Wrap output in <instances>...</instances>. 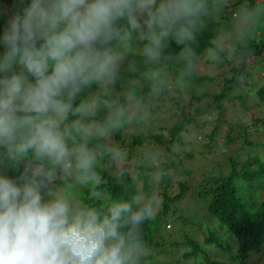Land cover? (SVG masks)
Here are the masks:
<instances>
[{
  "label": "clouds",
  "instance_id": "9594fccd",
  "mask_svg": "<svg viewBox=\"0 0 264 264\" xmlns=\"http://www.w3.org/2000/svg\"><path fill=\"white\" fill-rule=\"evenodd\" d=\"M221 0H20L0 35V264H143V224L162 204L158 192L111 198L100 161L126 154L110 144L123 109L84 93L114 84L134 37L145 64L169 42L180 48L179 79L197 59L191 47ZM264 24V0L237 13V38ZM223 47L205 50L213 65ZM160 73L150 70L152 91ZM79 101V102H78ZM8 171L18 173L13 178ZM164 172L150 177L159 184ZM124 183V173H117ZM81 190H86V196Z\"/></svg>",
  "mask_w": 264,
  "mask_h": 264
},
{
  "label": "trees",
  "instance_id": "16d2710c",
  "mask_svg": "<svg viewBox=\"0 0 264 264\" xmlns=\"http://www.w3.org/2000/svg\"><path fill=\"white\" fill-rule=\"evenodd\" d=\"M258 2L259 0H221L220 6L213 8L211 16L205 21L191 45L197 59L193 65L191 79L185 77L183 85L188 82H212L217 78L210 77L209 73L200 76L196 67L199 63L203 66L201 57L208 47L216 44L214 40L220 36L219 30L223 22L234 16L237 5L245 3V6L251 7ZM19 6L20 0H0V35L7 20L5 13L16 11ZM141 49L142 42L134 37L131 47L124 52L125 58L115 83L106 90L93 86L84 93V97H100L112 106L111 109L102 107L100 118L109 110L123 109L122 126L113 134L109 143L121 149L126 158L119 166L107 157L100 161L99 171L105 180L103 187L107 195L111 198L130 199L140 191L160 192L161 209L153 219L143 224L142 233L149 251L153 248L161 249V253L169 255L171 260L164 263L148 254L143 264H189L186 259L195 260V264H264V158L250 155L246 159L240 158L242 148L261 146L260 143L252 144L249 138L255 134L259 136L262 131H251L254 128L252 124H227L221 119L224 101L233 104L236 100L243 105L246 96L251 98L256 110L264 112V24L258 25L245 39L237 41L235 48L220 53L223 63L218 66L223 67L222 73L221 70L219 72L223 79L222 91L219 94L209 95L205 92L197 96L189 92L188 102L183 100L181 94L175 96L174 92L170 91L169 86L176 89V78L174 81L167 80V76L179 77V70L184 67L182 62L177 63L180 48L169 42V47L162 56L151 64H145L140 55ZM208 64L217 66L211 61H208ZM218 66L216 68L220 69ZM150 70L158 71L162 82L155 93L152 91L153 84L147 79ZM207 98L210 100L204 104ZM166 105L172 107L169 124L160 120L159 132H153L158 121L157 115L164 112ZM211 112L219 117L214 126L208 116ZM251 118L255 125L264 124V119H255L252 115ZM210 124L213 126L212 131L206 136L210 143L200 150L195 149L199 135L193 133ZM221 124H227L228 131L221 143L212 144L211 141L220 132ZM166 131L168 140L163 137V132ZM226 148L233 149L232 156ZM182 154L189 159H195V156L206 157V160L209 157L218 158L213 161L214 168H205L202 181L194 189V196L198 195L206 202L203 210L206 211L208 219L204 220L203 216L202 222L207 235L203 241H198L197 237L195 240L188 233L179 235V230L174 227L171 231L165 229L166 225L171 229L168 225L169 214L173 212L171 209L176 203L183 202L190 190L186 181H178V194L173 191L176 175H191L189 170L184 171ZM0 163L7 165L8 161L0 155ZM222 166L225 168L222 169ZM118 172L124 173L123 184L117 181ZM158 172H164L165 175L159 184L153 186L149 179ZM7 174L13 178L18 173L8 171ZM257 176L259 180L255 179ZM81 191V194L86 196V190ZM182 219L183 221H179L184 226L191 223L188 218ZM209 222L213 227H209ZM161 230L165 232L166 238ZM170 236L175 238L168 242ZM208 245L219 250V253L211 256ZM175 247L181 256L168 250Z\"/></svg>",
  "mask_w": 264,
  "mask_h": 264
},
{
  "label": "rangeland",
  "instance_id": "374dc122",
  "mask_svg": "<svg viewBox=\"0 0 264 264\" xmlns=\"http://www.w3.org/2000/svg\"><path fill=\"white\" fill-rule=\"evenodd\" d=\"M245 6V3L239 4L237 5V7L234 10V16L230 17L229 19L225 20V22H223V26L220 28L221 30H219V37H216L214 41H216L217 45H220L223 47V51L227 50L229 48H235L237 46V41H239L240 39L237 38V34H236V29L238 27L237 25V13ZM136 46H138V44L136 43ZM202 58V64L203 66L200 65V63L197 65L196 69L198 70L197 72L200 74V76H204L206 75V73H209L208 75L210 77H217L214 81L212 82H206V83H202V84H195V83H186L185 85L182 84V81L179 79L178 75H174L172 76V78H170L169 76H167V80H173L176 78V82L177 86L176 89L172 86H169L170 91L174 92L175 96H179V94L182 95L183 100L185 102H188L189 100V92H193L196 96L197 95H201L204 94L205 92L208 93L209 95H213V94H219L222 91L223 88V79L219 76V72L221 70L222 73V69L223 67L218 66H210L208 64V61H210L207 56L206 53L203 54ZM123 63V61H122ZM121 63V64H122ZM162 72V71H161ZM164 75L166 74V72H163ZM260 76L262 77V75L260 74ZM246 101L245 104L241 105L238 101L234 100L233 104L229 103L228 101H224L222 106L224 109V113L222 114L223 117L221 118L222 120L225 121V123L229 124V123H239L241 125H245L247 126V124H252V126L254 125V128L251 129V131L253 132H261V134L259 136H257V134L250 136L249 141L252 144H256V143H260L261 146L256 147L255 145L253 146H248V147H244L241 149L240 147V158L242 159H246V157L248 155H250L251 157H258V158H264V124H257L255 125L254 120H252L251 115L254 116L255 119H264V112H261L259 110H256L253 107V102L250 100L251 98L249 96H246ZM210 99H205L204 100V104H206L207 102H209ZM171 110L172 107H170L169 105H166L164 112H162L160 115H157L158 117V121L155 123V127L153 132H156L158 130L159 132V126H160V120H164V122L166 124H169V115H171ZM234 112V113H233ZM216 113L211 112L210 114H208L209 116V120L212 121V125L214 126L217 123V120L219 119V117L217 115H215ZM227 124H221V129L220 132L217 133V135L214 137V140L211 141L212 144L214 143H221L222 142V138L224 137V134L228 131L227 128ZM211 124L204 127L202 130H196V133H193L194 135H199L197 137V144L195 145V149L200 150L203 147H206L209 143L210 140L206 139V136L211 134L212 131V126ZM163 137L164 139L166 138V140H168L169 136H168V132H163ZM227 152L229 155L232 156L233 154V149L231 150V148H226ZM224 151V150H223ZM225 152V151H224ZM226 153V152H225ZM219 156V154H218ZM182 158H183V163L184 164V171L189 170L191 172L190 176H187L185 174H180V175H176V177H174L173 180V191L175 192V194H178V186H177V182L178 181H186L190 187V190L187 192V194L184 197L183 202L180 203H176L173 208L171 209L173 212L172 214H169L168 217V225L171 227V229L169 230L167 228V225L165 227V229L167 231H171L173 229V227L175 228V230H179V235L183 234V233H188L190 235H192V237L198 241H203V238L205 235H207V231L206 228L203 226V216H204V220L207 221L208 216L206 215V211L203 210V206L204 203H206L203 198H199L198 195L194 196V189L196 186L199 185V183L202 181L203 179V175L204 172L206 171L205 168H214L215 164L213 163V161L217 160L218 158H208L206 160V157H199V156H195V159H189L186 156H184V154H182ZM225 166H222V169H224ZM222 171V170H220ZM256 180H259V176L255 177ZM160 196V192L158 190H156ZM161 209V206L158 210ZM177 213H174V212ZM205 213V214H204ZM183 218H188L189 221H191V223L195 226H193L191 223L190 224H186L185 226L179 221H183ZM171 221V222H170ZM209 221V220H208ZM209 227H213V224L211 222H209ZM161 233L163 234V236L166 238L167 236L165 235V232L163 230H161ZM167 233V232H166ZM176 233V232H175ZM198 233V234H197ZM177 234V233H176ZM171 239H169L168 242H171L174 238H172L170 236ZM201 244V242H200ZM208 251L210 252L211 256H215L217 253H219V250H215L212 247H210L209 245L207 246ZM172 252H174L177 256H181V253L177 250V247H175L174 249H168ZM161 249H150L149 251V255H151L152 257L156 258L158 261L164 262V263H168L170 262L171 258L169 257V255H166L164 253H161ZM210 256V257H211ZM186 262L189 264H195V260H187Z\"/></svg>",
  "mask_w": 264,
  "mask_h": 264
}]
</instances>
